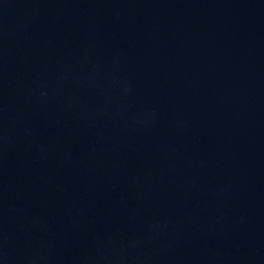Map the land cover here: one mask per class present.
Instances as JSON below:
<instances>
[{
  "label": "water",
  "instance_id": "obj_1",
  "mask_svg": "<svg viewBox=\"0 0 264 264\" xmlns=\"http://www.w3.org/2000/svg\"><path fill=\"white\" fill-rule=\"evenodd\" d=\"M0 264H264V0H0Z\"/></svg>",
  "mask_w": 264,
  "mask_h": 264
}]
</instances>
